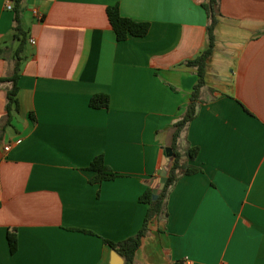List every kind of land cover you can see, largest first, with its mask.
Returning <instances> with one entry per match:
<instances>
[{"label":"crops","instance_id":"obj_1","mask_svg":"<svg viewBox=\"0 0 264 264\" xmlns=\"http://www.w3.org/2000/svg\"><path fill=\"white\" fill-rule=\"evenodd\" d=\"M206 0H27L19 109L0 85V264H110L143 226L170 165L173 124L198 74L186 60L208 46ZM149 21L118 40L107 14ZM0 0V77L13 71L14 10ZM203 102L185 139L199 146L132 263L264 264V0H220ZM41 13L38 18L34 11ZM31 38L36 43H31ZM96 93L110 105L93 107ZM11 145L5 151V145ZM118 173L92 182L95 156ZM15 228L18 248L10 249ZM87 230V231H85Z\"/></svg>","mask_w":264,"mask_h":264},{"label":"trees","instance_id":"obj_2","mask_svg":"<svg viewBox=\"0 0 264 264\" xmlns=\"http://www.w3.org/2000/svg\"><path fill=\"white\" fill-rule=\"evenodd\" d=\"M14 23L12 26L13 38L18 42L13 52V71L10 74L0 77V85L3 82H10L8 97L6 103L7 120L11 118L13 110L19 109V78L21 76L22 62L25 58V47L29 31L23 23V14L26 9L24 4L27 0H13ZM202 5L208 13V46L197 57L186 60V64L193 66L197 70L198 82L194 86L190 102L184 113L175 120L171 137V147L173 150L170 159V165L167 172V181L157 199H153V189L148 187L141 195L140 200L148 203V211L141 229L134 235L125 239L114 241L104 239L114 250H116L126 263H132L135 260V254L142 243V238L149 232V224L154 218L168 217V199L170 193L177 181L184 175L193 174L202 171V168L193 164L199 154V146L183 142L190 122L197 116L199 105L203 102L201 90L206 85V72L208 61L214 53L216 46V28L220 22L222 12L220 9V0H206ZM109 21L116 33L118 40H127L132 36H145L148 34L151 23L149 21H140L128 16H124L120 10V4L109 5L107 7ZM4 46H0V55L6 58ZM90 105L93 107L108 108L110 105V96L106 93H96L90 99ZM89 168L95 171L91 179L92 182L101 183L104 180L115 179L118 173L114 171L106 162L103 154L95 156L89 165ZM87 231V230H85ZM10 249L15 252L18 248V235L15 228H10L8 233ZM182 264V262L178 263Z\"/></svg>","mask_w":264,"mask_h":264},{"label":"water","instance_id":"obj_3","mask_svg":"<svg viewBox=\"0 0 264 264\" xmlns=\"http://www.w3.org/2000/svg\"><path fill=\"white\" fill-rule=\"evenodd\" d=\"M24 7H26V3L24 4ZM169 156H171L173 154V150L172 147H169ZM166 171H164L163 177L160 181V183L158 185H156L153 188V199H157L159 194L161 193L162 189L165 186V183L167 181V172H168V168L165 169ZM114 259L110 264H123L124 263V258L116 251L114 250Z\"/></svg>","mask_w":264,"mask_h":264},{"label":"built area","instance_id":"obj_4","mask_svg":"<svg viewBox=\"0 0 264 264\" xmlns=\"http://www.w3.org/2000/svg\"><path fill=\"white\" fill-rule=\"evenodd\" d=\"M13 3H14L13 0H7L6 8H8V9H13ZM34 13H35V15H36L38 18H42L41 13L38 12L37 10L34 11ZM31 43L35 44V43H36V39H35V38H31ZM10 148H11V145H10V144L4 146L5 151H9ZM182 264H190L189 259H188V258L183 259V260H182Z\"/></svg>","mask_w":264,"mask_h":264}]
</instances>
